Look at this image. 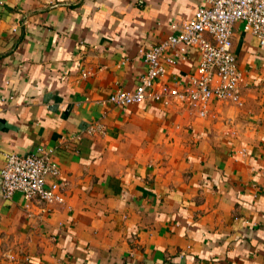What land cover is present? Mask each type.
I'll return each mask as SVG.
<instances>
[{
  "label": "crops",
  "instance_id": "crops-1",
  "mask_svg": "<svg viewBox=\"0 0 264 264\" xmlns=\"http://www.w3.org/2000/svg\"><path fill=\"white\" fill-rule=\"evenodd\" d=\"M206 4L0 0V173L7 152L53 147L66 196L27 208L21 193L3 197L0 176V264H264L259 38L233 28L240 104L107 101L134 90L143 51ZM200 60L191 47L158 81L180 86ZM94 123L105 130L89 133Z\"/></svg>",
  "mask_w": 264,
  "mask_h": 264
},
{
  "label": "built area",
  "instance_id": "built-area-1",
  "mask_svg": "<svg viewBox=\"0 0 264 264\" xmlns=\"http://www.w3.org/2000/svg\"><path fill=\"white\" fill-rule=\"evenodd\" d=\"M191 19L171 24V33L162 42L143 51L147 72L134 90L119 88L108 102L126 106L146 101L166 105L174 103L200 108L205 114L213 99H230L242 103L244 78L233 51V28L239 21L244 29L259 38L264 46V0H206ZM17 30V28H14ZM191 47L197 48L201 60L197 70L180 86L160 83L170 64L185 59ZM88 72H83L87 76ZM102 124L88 127L89 133L103 132ZM1 170L2 194L6 199L21 193L30 208L34 201L64 203L65 182L53 147L41 145L28 154L7 152ZM31 214V213H30Z\"/></svg>",
  "mask_w": 264,
  "mask_h": 264
}]
</instances>
